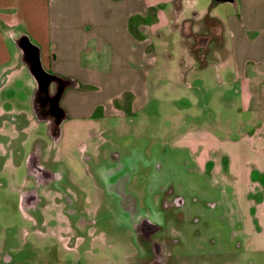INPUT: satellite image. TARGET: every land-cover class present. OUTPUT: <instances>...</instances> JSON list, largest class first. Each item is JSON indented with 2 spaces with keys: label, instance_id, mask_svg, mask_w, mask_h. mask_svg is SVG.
<instances>
[{
  "label": "rangeland",
  "instance_id": "1",
  "mask_svg": "<svg viewBox=\"0 0 264 264\" xmlns=\"http://www.w3.org/2000/svg\"><path fill=\"white\" fill-rule=\"evenodd\" d=\"M150 2L155 8L145 24L150 25L147 46L153 49L146 48L144 60L151 66L133 111L110 116L98 109L91 114L94 99L86 95L91 111L82 105L72 113L67 106L75 99H65L70 92L65 91L59 102L67 117L55 138L50 122L34 116L41 87L29 68L3 87L5 75L0 74V264H141L135 226L145 218L163 220L162 211L169 209L161 211V203L172 201L174 194L187 200L185 206L202 208L195 228L208 238L206 243L193 235L184 246L188 251L177 248L175 264H264L258 212L264 207L248 209L244 218L245 197L235 193L230 169H223L235 155L232 171L239 174L242 190L248 156L264 154V137H246L263 121L249 109V95L232 78V65L222 66L225 56L215 43L207 59L213 62L199 68L177 27L194 12L202 15L219 6L227 15L235 8L231 2L212 7L213 0ZM193 38L188 43H195ZM9 45L19 53L17 41L10 39ZM59 83L62 88L74 81L60 78ZM38 152L40 165L59 177L41 184L30 174L28 159ZM208 156H215L222 170L214 172ZM32 191L41 201L36 210L23 202ZM208 200L214 205L201 207ZM82 219L88 224L80 225Z\"/></svg>",
  "mask_w": 264,
  "mask_h": 264
},
{
  "label": "crops",
  "instance_id": "2",
  "mask_svg": "<svg viewBox=\"0 0 264 264\" xmlns=\"http://www.w3.org/2000/svg\"><path fill=\"white\" fill-rule=\"evenodd\" d=\"M231 3L235 11L227 15L219 6L202 15L194 12L197 15H193L195 20L190 29L196 33L203 30L207 13L214 19L209 22L216 29V35L200 37L198 45L207 49V60L209 47L214 42L223 59L225 56L222 66L232 65V78L240 82L249 95V109L263 118H259L263 122L257 126L256 133L246 137V140L257 141L264 137V0H232ZM217 4L213 3L212 7ZM152 8L155 6L150 0H0V74L5 75L1 87L29 68L21 49L16 55L9 45L10 39L16 42L27 36L40 49L43 67L49 73L74 81L63 90L70 91L65 99L66 96L75 99L73 105L67 106L70 112L80 111L83 105L89 111L92 109L91 114L98 109L111 113L114 102L126 103L128 108L134 109L136 100L141 102L151 66L144 58L150 43V25L146 26L145 19ZM186 20L177 24L182 33ZM188 38L184 37L187 46L191 44ZM152 49L148 48L150 52ZM150 55L147 57L151 58ZM190 59L196 61L194 56ZM135 63H139V67H135ZM86 85L95 90H77ZM86 95L94 99L91 109ZM212 139L224 143L213 136ZM257 143L261 150V141ZM259 153L256 151L255 156L247 158L248 179L247 183L243 181L242 190L237 179L239 174L232 171L236 156L230 155L229 163L227 161L223 167L230 169L235 193L245 197L244 218L249 217L248 209L264 207V170L260 168L264 166V154ZM224 157L227 156L224 154ZM207 160L213 161L214 172L222 170L215 156H208ZM258 212L264 228V211Z\"/></svg>",
  "mask_w": 264,
  "mask_h": 264
},
{
  "label": "flooded vegetation",
  "instance_id": "3",
  "mask_svg": "<svg viewBox=\"0 0 264 264\" xmlns=\"http://www.w3.org/2000/svg\"><path fill=\"white\" fill-rule=\"evenodd\" d=\"M215 30L216 29L212 28V26L209 27V29H206V31H204L203 29L201 31L204 33L201 37H214L216 35ZM193 40L196 41L197 39L193 38ZM197 42L198 40L195 43L197 44ZM195 43H191L190 48L192 55L196 58V56L192 52V46L195 45ZM60 88L61 86L59 81H53L48 91L37 92L33 102L34 116L38 120H47L48 122H50L51 135L55 138H58V136L60 135L61 124L66 116V112L59 116V111H57L54 106V100H56V96H59L61 100L65 93V91H60ZM59 106L60 110L64 112L60 102ZM129 111H133V109L128 108L126 103L119 105L117 104V102H114L112 104V112L104 113L106 115L113 116L119 113H128ZM210 162L211 161H208V163ZM28 167L30 174L35 177L41 184L48 183L51 180L59 177V174H54L40 165L39 152L32 154L29 157ZM194 201L200 202L197 197H195ZM23 202L27 208L35 210L41 203L35 191L27 192L25 194ZM186 203L187 200L184 199L182 195L174 194L172 201H167L166 199H164L161 203V211L166 208L169 209V211L167 212L162 211V213L164 214L163 220L155 221L151 220L150 218H145L140 224H137L135 226L138 244L140 245L141 251L143 252V258L139 260L141 264H175L177 260L176 255L178 253L177 248L182 246V248H180L181 250L188 251V248L184 246L191 243L193 235L202 237L201 239L204 242L208 243L207 236L203 237V233L200 232L199 229L195 228L196 224L201 222L200 210L202 208H200L199 205L185 206ZM213 205L214 202L208 200L203 202L201 207L207 208ZM53 207L54 206L48 208V214L50 213L49 211H52V209H54ZM181 207H185V210H175L180 209ZM70 212L73 213V211L71 210ZM207 220H204L206 226H208L209 223ZM87 224L88 222H86L85 219H82L80 222V225L82 226H85Z\"/></svg>",
  "mask_w": 264,
  "mask_h": 264
},
{
  "label": "water",
  "instance_id": "4",
  "mask_svg": "<svg viewBox=\"0 0 264 264\" xmlns=\"http://www.w3.org/2000/svg\"><path fill=\"white\" fill-rule=\"evenodd\" d=\"M231 2L232 0H226ZM17 44L23 53V59L29 66L31 74L36 79L37 83L41 87V91H48L50 89V85L53 81H59V77L49 73L42 64V60L40 58V49L36 46L29 37L24 36L17 40ZM65 87L60 88V91H63ZM60 97L56 96V100H54V106L59 111V116L63 114V112L58 108L59 107Z\"/></svg>",
  "mask_w": 264,
  "mask_h": 264
},
{
  "label": "trees",
  "instance_id": "5",
  "mask_svg": "<svg viewBox=\"0 0 264 264\" xmlns=\"http://www.w3.org/2000/svg\"><path fill=\"white\" fill-rule=\"evenodd\" d=\"M220 2H226V0H213L214 4H217ZM194 15H197V14L195 13ZM194 20H195V17L192 19L186 20V22L183 24V35H184V37H189V38L194 37L195 39L198 40L197 44L195 43V45L192 46V52L196 56L197 61H199V63H198L200 65L199 68H204L206 65L209 64V61H207L206 57H205V56H207L208 51H207V49L205 50L204 46L198 45V43L200 41V37L202 36V34L204 32L201 31L200 33H195L190 29ZM212 20H214V19L211 17L210 13H207L203 19L204 31H206V29H209V27L211 26L210 22ZM188 26H190V27L188 28ZM188 29H189V31H188Z\"/></svg>",
  "mask_w": 264,
  "mask_h": 264
}]
</instances>
